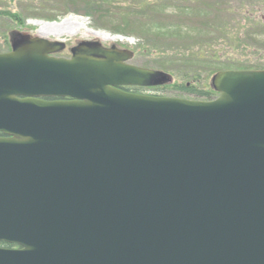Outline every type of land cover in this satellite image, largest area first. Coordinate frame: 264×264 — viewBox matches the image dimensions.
I'll return each instance as SVG.
<instances>
[{"label": "water", "instance_id": "obj_1", "mask_svg": "<svg viewBox=\"0 0 264 264\" xmlns=\"http://www.w3.org/2000/svg\"><path fill=\"white\" fill-rule=\"evenodd\" d=\"M0 54V264H264V70L214 101L134 53L11 34ZM42 98L61 100L45 101Z\"/></svg>", "mask_w": 264, "mask_h": 264}, {"label": "rangeland", "instance_id": "obj_2", "mask_svg": "<svg viewBox=\"0 0 264 264\" xmlns=\"http://www.w3.org/2000/svg\"><path fill=\"white\" fill-rule=\"evenodd\" d=\"M44 1L48 2L44 3ZM65 1L66 0H0V8L7 7L12 11H20L25 17L24 26H15L10 23V30L8 31L9 49L11 48V34L16 32L27 34L32 37L45 38L49 41H63L67 45V51H63L64 53L60 55L64 58H69L70 51L68 52V50L81 41L100 42L105 47L116 45L121 49L133 51L135 57L129 63L130 65L161 72V70L154 68L153 63L155 61V56L146 53V46L153 44L149 42V40H151L149 38L150 36L144 35L146 37L145 39L142 35L143 31L140 29L136 30V27L139 26H136V24L140 23L144 24L145 28L151 30L160 25L162 28L161 30L164 31L167 37V40H164L163 43L161 42V45H163L161 46L162 50L168 49L170 54H172L171 51H186L187 48L195 45L194 41L201 43L202 40L206 41L207 39H213L214 49H219V53L223 55L225 61L229 64L233 63L240 65L247 63L252 66L263 65L264 68V28L251 26L252 24L250 23V21H259L264 24V1L195 0L192 1L195 3L187 5L184 2L166 0L161 4V10L158 11L155 9L150 12L147 16V20L138 21L139 19L137 20V16L134 14L133 20L136 23L135 29L133 32L126 35L116 33L106 26L99 27L91 16L85 15V12L78 3L67 5L66 8H62V4H64ZM40 3H42V8L40 7ZM218 4L220 5L222 14L217 12L219 8L214 7V5ZM194 5L198 7H194ZM29 6L33 8H28ZM50 7L54 9V12L50 11ZM114 8L113 6L111 11H119ZM137 10L139 9L137 8ZM63 11H67V13L65 14ZM51 15H55L57 19L54 21L44 19L45 16ZM205 18L207 20H205ZM35 22H38L39 25H35ZM208 22L222 24L224 33L214 28L211 30L205 28L204 25ZM177 31L179 36L170 33ZM40 33L44 36L40 35ZM94 33L108 39L116 37L122 40L102 41L96 38ZM171 35L174 36L170 37ZM224 37H230V39ZM0 43H3V41L0 40ZM4 52L7 51H0V53ZM202 71L197 82L190 80L181 81L171 74L163 72L171 78L170 83L139 88L136 92L142 95L177 98L176 92L169 89L174 85H186L189 88L192 86L198 87L199 89L209 88L213 90L212 79L217 72L209 76L206 70ZM182 98L195 99L193 96Z\"/></svg>", "mask_w": 264, "mask_h": 264}, {"label": "trees", "instance_id": "obj_3", "mask_svg": "<svg viewBox=\"0 0 264 264\" xmlns=\"http://www.w3.org/2000/svg\"><path fill=\"white\" fill-rule=\"evenodd\" d=\"M136 1V2H134ZM138 1V2H137ZM166 0L154 1V0H66L64 4H62V8H66L67 5L79 4V6L85 12V15L91 16L99 27L106 26L114 32L119 34H129L133 32L135 29L134 22V14L137 16V20H147V16L153 10L157 9L161 10V4ZM168 1H177L184 2L187 5L191 3H195L192 1L195 0H168ZM243 1H255V0H243ZM264 1V0H261ZM48 2V1H44ZM2 3V2H1ZM3 4V3H2ZM118 4V5H117ZM139 4V5H138ZM60 5V4H59ZM138 5V6H137ZM186 5V6H187ZM61 6V5H60ZM113 6L114 9H118L119 11H111ZM40 7L42 8V3H40ZM194 7H198L194 5ZM217 7V12L222 14L220 5H214ZM28 8H33L29 6ZM137 8L139 10H137ZM50 11L54 12V9ZM63 13H67V11H63ZM153 15V14H152ZM151 16V15H150ZM25 17L22 15L20 11H12L7 7L0 8V40L3 43H0V51H8L9 43H8V31L10 30L11 24L15 26H24ZM44 19L48 21H54L57 19L55 15L45 16ZM133 20V21H132ZM205 20H207L205 18ZM11 23V24H10ZM251 26H257L264 28V24L261 22L250 21ZM6 25V26H5ZM139 25V26H137ZM8 26V27H7ZM136 30L140 29L143 31L142 35L146 39V35L150 36L149 40L152 45H147L146 53L149 55L155 56V61L153 63L154 68L161 70L162 72L171 74L173 77H176L178 80H190L193 82H197L198 78L202 74V70H206L208 75L211 76L213 73L221 71L223 69H237V70H262L263 65H248L247 63H243L240 65L228 63L225 61V58L221 53H219V49H214L213 39L202 40L200 42H195V45H192L190 48H187L186 51H171L172 54L169 53L168 49H163L164 40H167L166 35L160 25H158L154 29L145 28L144 24L137 23ZM160 27V28H158ZM205 28L208 29H217L218 31L223 32V25L208 22L204 25ZM204 28V29H205ZM155 31V32H153ZM171 34H176L179 36L177 32H170ZM220 33V34H221ZM145 35V36H144ZM171 35L170 37H173ZM226 39H230V37H224ZM194 40V39H193ZM151 46V47H150ZM159 46V47H158ZM221 54V55H220ZM235 66V67H234ZM166 89V88H165ZM169 89L174 90L176 92V96L178 97H190L193 96L196 100L203 101H211L213 100L217 94L211 89H199L198 87H187L186 85H174ZM8 247V246H6Z\"/></svg>", "mask_w": 264, "mask_h": 264}, {"label": "flooded vegetation", "instance_id": "obj_4", "mask_svg": "<svg viewBox=\"0 0 264 264\" xmlns=\"http://www.w3.org/2000/svg\"><path fill=\"white\" fill-rule=\"evenodd\" d=\"M71 49H69L68 50V52L70 51ZM67 51V50H66ZM64 53V52H63ZM62 53V54H63ZM70 54V53H69ZM56 58H64V57H62V55H56L55 56ZM70 58V57H69ZM65 59H68V58H65ZM120 89L121 90H123V91H133V92H136V91H138L139 90V88H137V87H120ZM46 100H54V99H46Z\"/></svg>", "mask_w": 264, "mask_h": 264}, {"label": "bare ground", "instance_id": "obj_5", "mask_svg": "<svg viewBox=\"0 0 264 264\" xmlns=\"http://www.w3.org/2000/svg\"><path fill=\"white\" fill-rule=\"evenodd\" d=\"M35 25H39V23L38 22H35ZM40 35H42L41 33H40ZM42 36H44V35H42ZM94 36L96 37V38H98V39H100V40H102V41H105V40H113V41H116L117 39L118 40H122V39H120V38H110V39H108V38H106V37H103V36H101V35H99V34H97V33H94Z\"/></svg>", "mask_w": 264, "mask_h": 264}]
</instances>
